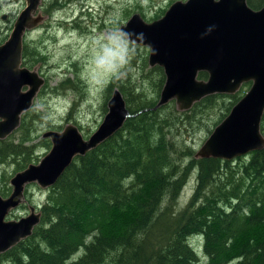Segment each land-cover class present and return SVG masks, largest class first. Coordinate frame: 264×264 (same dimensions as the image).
Returning a JSON list of instances; mask_svg holds the SVG:
<instances>
[{
  "label": "trees",
  "instance_id": "obj_1",
  "mask_svg": "<svg viewBox=\"0 0 264 264\" xmlns=\"http://www.w3.org/2000/svg\"><path fill=\"white\" fill-rule=\"evenodd\" d=\"M262 1L247 4L257 8ZM49 5L52 10L61 6ZM136 55L141 65L134 57L132 69L154 78L152 96L130 80L131 71L106 83V97L117 88L128 110L138 114L73 158L47 188L32 233L0 253V264H198L193 246L198 240L208 264H228L225 258L233 264H264V231L234 244L242 233L264 229V147L223 160L196 157L186 143L196 125L210 134L241 98L239 92L206 95L187 110H178L173 100L150 110L165 80L163 69L147 68L146 52ZM42 58L24 44L23 66L32 68ZM197 78L206 79L207 73L200 71ZM70 82L67 78L61 86ZM29 112L0 140V164L12 162L14 172L30 164L37 146L31 142ZM40 144L50 147L46 138ZM192 177L191 194L182 204ZM127 211L130 218L118 222L116 216Z\"/></svg>",
  "mask_w": 264,
  "mask_h": 264
},
{
  "label": "water",
  "instance_id": "obj_2",
  "mask_svg": "<svg viewBox=\"0 0 264 264\" xmlns=\"http://www.w3.org/2000/svg\"><path fill=\"white\" fill-rule=\"evenodd\" d=\"M39 1L25 0L8 37L0 43V139L19 125L20 114L30 107L44 83L36 70L22 65L24 34L41 20L35 14ZM120 28L142 32L148 65L163 69L165 80L152 110L170 100L178 110H187L206 95L232 94L242 83L251 82L204 140L196 157L231 160L264 147L260 129L264 116V5L255 10L246 0H175L161 17L148 22L135 12ZM200 71L207 73L206 79L197 78ZM106 105L102 121L87 137L74 124L43 132L42 137L50 140L49 150L9 179L10 195L0 196V253L29 236L40 220L32 206L26 216L6 219L8 211L23 199L25 185L49 187L75 156L94 148L136 114L128 110L117 88Z\"/></svg>",
  "mask_w": 264,
  "mask_h": 264
},
{
  "label": "rangeland",
  "instance_id": "obj_3",
  "mask_svg": "<svg viewBox=\"0 0 264 264\" xmlns=\"http://www.w3.org/2000/svg\"><path fill=\"white\" fill-rule=\"evenodd\" d=\"M53 1H39L35 14H40L41 20L35 27L27 30L23 37V42L29 47H34L43 57V61L34 63L32 67L43 77L44 83L39 87L27 115V118H30L33 114L30 120L33 128L31 142L37 144L33 154L37 158L32 157L30 163H37L49 150L40 144L41 134L44 131L62 130L66 125L74 124L81 134L87 137L102 121L107 112V100L111 96L106 97L103 93V88L109 80L101 78L100 83L94 82L91 57L103 34L117 27L120 28L135 12L149 22L155 19V14L161 9L166 10L173 0H55L56 5L61 4L65 9L59 7L52 10L49 4ZM24 6L25 0H0V43L8 37L15 18ZM3 15L6 16L5 19L1 18ZM145 52L148 58V48L141 45L136 54L142 56ZM135 58L138 67L141 65L139 56L136 55ZM137 67L131 70L130 80L142 88L148 96H152L155 89L154 78L140 76ZM146 67H151L148 65V60ZM67 78L71 80L69 87L61 86V82ZM249 87V85H241L238 88L240 97ZM260 127L264 129V116ZM195 129L196 132L187 137L186 143L195 149L196 154L209 134L202 130L197 131V125ZM14 168L10 161L0 164V191L9 188L11 190L9 179L15 174ZM193 184L192 177L182 192V201H180L182 204L191 194ZM46 191L47 188H41L35 183L28 184L25 188L27 202L24 201L21 208L13 210L7 218L16 219L17 216L23 215L24 211L29 213V205L40 207L45 201ZM130 213L127 211L117 215V221L121 223L128 220ZM263 231L264 229L260 227L246 231L234 244L252 236L257 237ZM193 246L197 250L198 264H208L209 257L202 250L201 240L193 243ZM225 259H227L225 263H234L232 258Z\"/></svg>",
  "mask_w": 264,
  "mask_h": 264
},
{
  "label": "clouds",
  "instance_id": "obj_4",
  "mask_svg": "<svg viewBox=\"0 0 264 264\" xmlns=\"http://www.w3.org/2000/svg\"><path fill=\"white\" fill-rule=\"evenodd\" d=\"M143 41L142 32H129L119 27L104 33L91 57L94 82L100 83L101 78L115 81L127 78L137 49ZM152 53L155 55V50Z\"/></svg>",
  "mask_w": 264,
  "mask_h": 264
},
{
  "label": "flooded vegetation",
  "instance_id": "obj_5",
  "mask_svg": "<svg viewBox=\"0 0 264 264\" xmlns=\"http://www.w3.org/2000/svg\"><path fill=\"white\" fill-rule=\"evenodd\" d=\"M173 1H175V0H173ZM173 1H172V2H173ZM172 2H171V3H172ZM53 3H55V0L53 1ZM171 3H170V4H171ZM246 3H247V0H246ZM68 4H69V3H68ZM170 4H169V5H170ZM169 5H168V6H169ZM263 5H264V1H262V2L259 4V6H258L257 8H252V7H251V8L257 10V9H260ZM60 7H62V6H60ZM58 8H59V7H58ZM167 8H168V7H167ZM60 9H61V8H60ZM62 9H65V7H62ZM164 12H165V10H164ZM164 12H163V13H164ZM80 15H81V13H80ZM162 15H163V14H162ZM162 15H161V16H162ZM40 16H41V15H40ZM161 16H159V17H161ZM5 17H6V16L3 15L1 18H2V19H5ZM159 17H157V18H159ZM157 18H155V19H157ZM152 20H154V19H152ZM152 20H151V21H152ZM11 27H12V26H11ZM4 40H5V39H4ZM24 44H25V42H23V46H24ZM22 50H23V48H22ZM29 69H30V68H29ZM32 69H33V68H32ZM42 78H43V77H42ZM244 83H248V82H244ZM244 83H242V84H244ZM242 84H241V85H242ZM250 85H251V82H250ZM250 85H249V86H250ZM23 89H25V88H23ZM236 91H237V90H236ZM236 91H235V92H236ZM33 99H34V98H33ZM32 102H33V101H32ZM31 105H32V103H31ZM31 105H30V107H29L27 110L23 111V112L20 114V121H19V124H20V122H21V117H22V115H23L25 112L30 111ZM18 126H19V125H18ZM18 126H17V127H18ZM17 127H16V128H17ZM16 128H15V129H16ZM15 129H14L10 134H8L5 138H7L8 136H10V135L15 131ZM49 130H52V129H49ZM46 131H47V130H46ZM44 132H45V131H44ZM42 134H43V133H42ZM42 134H41V137H42ZM5 138L0 139V140H4ZM42 138H43V137H42ZM46 139H48V138H46ZM48 140H49V139H48ZM49 141H50V140H49ZM50 145H51V143H50ZM49 148H50V147H49ZM49 148H48V149H49ZM39 160H40V159H39ZM34 164H35V163H34ZM23 169H24V168H23ZM19 171H20V170H19ZM15 173H16V172H15ZM29 184H33V183H29ZM35 184H36V183H35ZM9 185H10V183H9ZM27 185H28V184L25 185V188H26ZM10 186H11V185H10ZM39 187H40V186H39ZM25 188H24V190H25ZM46 188H48V187H46ZM9 190H10V188H9V189H3V190H1V191H0V196L3 197V198L8 197V196L10 195L11 191H12V187H11V190H10V191H9ZM8 191H9V192H8ZM24 201L27 202V200H26V198H25V196H24V193H23V199L20 201V203H19L16 207H13V208H11V209L8 211L7 216H9V214H10L11 212H13V210L15 211V210H17L18 208H21L22 203H23ZM31 206L34 207V211H35V212L40 213L39 210L36 211V209H37L38 207H37V206H33V205H29V213H30V207H31ZM29 213H28V212L26 213V212L24 211V212L22 213L23 215H21V216H17L16 219H14V218H9V217H8V218H9V219H13V220H18L19 218L24 217V216H26V215L29 214ZM24 214H25V215H24ZM7 216H6V219H8ZM37 224H38V223H37ZM37 224H36V225H37ZM36 225H35V226H36ZM35 226H34V227H35ZM34 227H33V228H34ZM32 231H33V229H32ZM31 233H32V232H31ZM27 237H28V236H27ZM10 248H11V247H10Z\"/></svg>",
  "mask_w": 264,
  "mask_h": 264
},
{
  "label": "bare ground",
  "instance_id": "obj_6",
  "mask_svg": "<svg viewBox=\"0 0 264 264\" xmlns=\"http://www.w3.org/2000/svg\"><path fill=\"white\" fill-rule=\"evenodd\" d=\"M150 110H152V109H150ZM137 114H138V113H136L135 115H137ZM135 115H134V116H135Z\"/></svg>",
  "mask_w": 264,
  "mask_h": 264
}]
</instances>
